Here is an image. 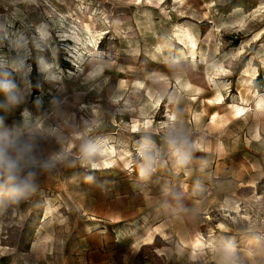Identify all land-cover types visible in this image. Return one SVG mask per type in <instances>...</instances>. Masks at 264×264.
Wrapping results in <instances>:
<instances>
[{"label":"rangeland","instance_id":"374dc122","mask_svg":"<svg viewBox=\"0 0 264 264\" xmlns=\"http://www.w3.org/2000/svg\"><path fill=\"white\" fill-rule=\"evenodd\" d=\"M259 97L264 0H0V132L37 161L24 196L0 173V264H264Z\"/></svg>","mask_w":264,"mask_h":264},{"label":"clouds","instance_id":"9594fccd","mask_svg":"<svg viewBox=\"0 0 264 264\" xmlns=\"http://www.w3.org/2000/svg\"><path fill=\"white\" fill-rule=\"evenodd\" d=\"M166 142L169 148L174 149L180 155L181 162L187 160L188 154L183 151L188 144L186 136L177 130H172L166 137ZM144 162L145 171L151 170L158 162V153L144 154ZM36 163L37 161L31 156L30 146H17L16 141L8 132H0V173L4 175L7 182L13 184L12 195L24 196L28 193L32 185L27 179L19 184H15V181L24 168ZM221 264H233V261L226 256L221 260Z\"/></svg>","mask_w":264,"mask_h":264},{"label":"bare ground","instance_id":"6f19581e","mask_svg":"<svg viewBox=\"0 0 264 264\" xmlns=\"http://www.w3.org/2000/svg\"><path fill=\"white\" fill-rule=\"evenodd\" d=\"M49 14V13H48ZM55 14V13H54ZM52 20H54V18H52ZM58 23L60 25V27H62L63 30L65 29H72V26L69 25V22H67L64 18H57L56 21L54 20V23ZM81 23V27H83V29L85 30H88V25L83 23L82 21H80ZM5 32V31H4ZM39 33H40V38L43 40V41H46L48 42L49 38H50V34H49V31L47 29V25L45 23L42 24V27L41 29L39 30ZM7 36V34H6ZM10 42L12 43L13 40L10 39ZM19 43H12V48H16V50L19 49ZM50 47H52V45H50ZM46 57L43 55V54H40L39 55V62L41 64V68H43L44 70L50 68V64L46 61L45 59ZM91 65H96V69H95V72L99 71L102 67H101V62H96L95 60H91ZM105 72V71H103ZM85 73V70L82 69V75H84ZM214 85L217 87V84L215 82H213ZM217 89V88H216ZM218 90V89H217ZM170 98V97H169ZM222 100V95L219 91H217V95L212 97V98H205L203 99V103H206V104H209V105H215V106H219L221 107L222 105H219L221 104L220 101ZM170 101V100H169ZM172 101V100H171ZM176 101V100H175ZM241 101L243 102L244 99L241 98ZM247 102V101H246ZM253 110L256 111L257 115H258V119L259 120H263L264 118V97H259L257 99V101L255 102L254 106H253ZM227 109L230 110V112L233 114L234 116V119H236L239 115H241L244 111H245V108L244 107H241L240 105L238 104H234L232 103L230 106H227ZM168 110V109H167ZM206 110V108H205ZM169 111V110H168ZM204 112V111H203ZM229 112V113H230ZM170 113V112H168ZM172 120H175L176 118L174 117V114H168ZM201 115V114H200ZM203 115V114H202ZM167 116V115H166ZM218 114L214 113L212 116H211V121L210 123L212 125H214L216 122H217V119H218ZM224 117V116H223ZM169 119V120H171ZM194 119L195 120H198L199 119V115L198 113H195L194 114ZM146 124H150L148 120H146ZM171 122V121H170ZM169 122V123H170ZM227 122V121H226ZM161 123V122H160ZM166 125V124H165ZM173 125L171 124V127ZM197 144L200 145V142H197ZM113 148V147H112ZM104 153V152H103ZM109 156V155H108ZM106 157V156H105ZM112 157V156H111ZM114 161V160H113ZM236 210H238L236 208ZM228 211V210H227ZM236 212V211H235ZM210 235V234H209ZM150 238V237H149ZM219 242L217 241V239L213 236H209L208 239H205L202 235H198L196 236L193 240L190 241L189 245H188V248H189V260L191 262H196L197 261V258L200 254H203L204 253V250L206 248H209L210 251L212 249H215V244ZM224 254L227 256V249L225 250Z\"/></svg>","mask_w":264,"mask_h":264},{"label":"snow or ice","instance_id":"6c2138e0","mask_svg":"<svg viewBox=\"0 0 264 264\" xmlns=\"http://www.w3.org/2000/svg\"><path fill=\"white\" fill-rule=\"evenodd\" d=\"M136 3H140V0H135ZM148 2L150 3L151 0H148Z\"/></svg>","mask_w":264,"mask_h":264},{"label":"trees","instance_id":"16d2710c","mask_svg":"<svg viewBox=\"0 0 264 264\" xmlns=\"http://www.w3.org/2000/svg\"><path fill=\"white\" fill-rule=\"evenodd\" d=\"M242 3H245V0H241Z\"/></svg>","mask_w":264,"mask_h":264}]
</instances>
